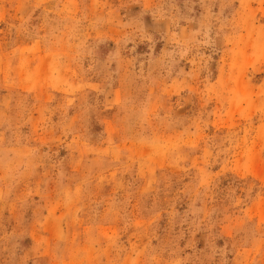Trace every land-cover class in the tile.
Wrapping results in <instances>:
<instances>
[{
  "label": "rangeland",
  "instance_id": "rangeland-1",
  "mask_svg": "<svg viewBox=\"0 0 264 264\" xmlns=\"http://www.w3.org/2000/svg\"><path fill=\"white\" fill-rule=\"evenodd\" d=\"M0 264H264V0H0Z\"/></svg>",
  "mask_w": 264,
  "mask_h": 264
}]
</instances>
